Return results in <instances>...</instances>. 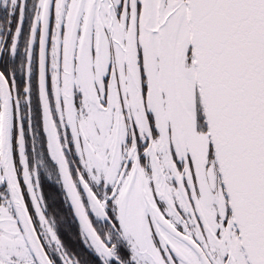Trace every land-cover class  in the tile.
<instances>
[{"label":"snow or ice","instance_id":"obj_1","mask_svg":"<svg viewBox=\"0 0 264 264\" xmlns=\"http://www.w3.org/2000/svg\"><path fill=\"white\" fill-rule=\"evenodd\" d=\"M0 264H264V0H0Z\"/></svg>","mask_w":264,"mask_h":264}]
</instances>
